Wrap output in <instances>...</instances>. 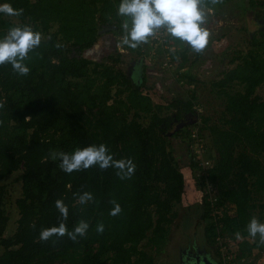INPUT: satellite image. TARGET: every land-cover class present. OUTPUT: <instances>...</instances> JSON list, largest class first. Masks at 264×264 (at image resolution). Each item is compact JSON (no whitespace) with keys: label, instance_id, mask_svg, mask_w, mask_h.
<instances>
[{"label":"trees","instance_id":"trees-1","mask_svg":"<svg viewBox=\"0 0 264 264\" xmlns=\"http://www.w3.org/2000/svg\"><path fill=\"white\" fill-rule=\"evenodd\" d=\"M225 1L205 0L203 7ZM2 3L23 9V14L0 13V38L15 26H30L47 37L29 52L27 76L13 72L10 64L0 65V101L5 103L0 109V264H154L153 252H160L166 243L177 215L174 205L185 191L184 174L169 140L184 139L187 131L170 136L166 132L174 116H195V93L186 100L161 95L154 102L146 74L139 70L141 61L132 75L117 66L121 54L115 44L100 61L85 56L104 33L122 34L128 18L117 14L120 0ZM249 5L264 7V0H249ZM164 38L167 41L168 36ZM249 42L243 56L237 55L240 61L221 71L214 84L223 103L219 116L212 123L203 116L198 131L203 140L202 130L208 131L210 143L204 140L202 154L210 161L207 180L219 190L216 202L204 198L201 215L214 220L208 221L205 237L217 249L222 245L217 241L220 235H249L254 196L264 193V98L256 93L264 84V27ZM178 54L173 64L185 68L187 48ZM164 108H173L174 113L161 115ZM99 144H105L116 160L134 161L131 179L121 180L116 169L98 166L68 174L60 169L59 158L49 156ZM193 156L189 168L197 172ZM18 170L22 172L17 177L21 181V194L15 200L17 224L5 236L9 216L1 181ZM85 191L94 199L81 205L77 197ZM57 199L68 206L64 223L69 231L80 220L89 224L86 235L76 242L67 236L47 242L38 238L42 228L61 222ZM111 200L121 206L117 216L109 215ZM228 208L234 213L228 214ZM220 211L228 213L221 217ZM98 223L104 225L100 234Z\"/></svg>","mask_w":264,"mask_h":264},{"label":"rangeland","instance_id":"rangeland-1","mask_svg":"<svg viewBox=\"0 0 264 264\" xmlns=\"http://www.w3.org/2000/svg\"><path fill=\"white\" fill-rule=\"evenodd\" d=\"M203 8L206 21L202 26L209 31L210 36L207 46L199 54L194 53L186 43L175 41L166 31L164 34L168 36L167 41L165 38L162 41L153 36L149 38L148 43L140 44L136 48H140V51H137L121 43L124 31L118 35L113 30L101 35L96 46L85 52V56L93 61H100L101 58L111 54L109 48L115 44L121 54L117 66L132 75H136L137 71L133 69L134 63L141 61V67L146 74L148 93L153 97L154 102H157L156 97L161 95L169 100L174 98L186 100L191 92L196 96L193 99V109L196 113L192 117L193 121L189 122L185 138L173 137L169 140L173 143V154L184 174L185 191L182 200L174 205L173 210L177 215L174 223L169 227L166 243L160 252H153L154 264H178L179 253L184 246L192 244L193 241L198 244L207 242L205 232L210 226V219L214 220L210 216L206 220L201 218L206 180L200 177V173L197 174L196 170L189 168V159L195 152L190 149L191 145L195 149V140L189 138L192 131L198 134L203 124V116L210 118L209 123L217 119L223 103L216 95L215 82L219 80L221 71L233 68L240 61L237 55L240 58L243 56L247 44H250V37L258 34L264 27V7L250 6L249 0H228L222 4ZM54 29L55 26L50 31ZM44 37L47 36L41 34V38ZM184 47L187 48L188 61L185 68H178L172 60L179 56L178 52L183 51ZM231 58L236 59L230 62ZM256 93L264 98V84L256 89ZM173 113V108H164L160 112L161 115ZM147 121L148 119H144L143 122ZM202 131L204 140L207 144L210 143L208 131L206 129ZM261 161L264 165V156L261 157ZM21 172L22 170H18L1 181L5 186L4 207L9 216L5 236L11 235L16 228L18 211L15 200L21 194V181L17 180V177ZM214 192L216 196L219 190L215 188ZM254 198L256 207L252 216L260 223H264V207H262L264 193L255 195ZM228 212L220 211L218 214L224 217L227 213L233 214L234 209H229ZM216 232L218 233L219 229ZM217 241L222 244L218 249L215 244H209L210 246L206 242L205 244L217 256L218 264H240V262L264 264V244L259 243V236L253 239L250 235L237 238L236 235L225 234L218 236ZM227 257L228 259L224 261Z\"/></svg>","mask_w":264,"mask_h":264},{"label":"clouds","instance_id":"clouds-1","mask_svg":"<svg viewBox=\"0 0 264 264\" xmlns=\"http://www.w3.org/2000/svg\"><path fill=\"white\" fill-rule=\"evenodd\" d=\"M220 0H211L212 4ZM205 0H120L117 14L127 17L122 24L124 35L121 43L133 49L140 44L149 42V38L160 30H165L168 35L186 43L194 53H201L209 42V31L202 25L206 21L204 8ZM0 13L8 16H20L23 9H14L8 3L0 4ZM130 21V23H129ZM41 34L34 32L30 26H15L8 30L3 38H0V65L10 64L13 72L27 76L30 68L25 61L29 58V52L39 47ZM57 47L60 45L57 44ZM5 103L0 101V109ZM52 160L59 158V167L65 173L86 170L98 166L101 170L116 169L115 175L121 179H131L135 173L136 165L131 158L114 159L105 144L89 145L76 148L71 154L63 151L50 152ZM92 193L85 191L78 195L77 200L81 205L93 201ZM110 203L113 207L109 215L117 216L122 211L121 206L115 200ZM55 207L61 214V222L58 226L42 228L39 232V240L49 241L52 237L67 236L73 242L78 237H84L89 228L88 222L80 220L71 231L64 221L68 217V206L61 199L55 201ZM35 227V225H32ZM98 234L104 231L103 223L96 227ZM249 235L255 239L259 236V243L264 244V223H260L253 217L248 225ZM239 233H236L239 238Z\"/></svg>","mask_w":264,"mask_h":264},{"label":"flooded vegetation","instance_id":"flooded-vegetation-1","mask_svg":"<svg viewBox=\"0 0 264 264\" xmlns=\"http://www.w3.org/2000/svg\"><path fill=\"white\" fill-rule=\"evenodd\" d=\"M133 69H136V67H133ZM139 70L141 71V67L139 68ZM141 75L142 73L139 74V77ZM192 117L193 114L190 113H187L185 115L182 114L179 118L174 116L166 133L170 136L174 133H180L183 130H186L189 126V122L193 121ZM205 242H202V244H198L196 241H193L192 244L186 245L184 246V248L183 246H181V249H183L179 253L180 257L178 258V264H205L204 262H202L203 256H208L207 252H211L209 247L207 246L209 244L206 242V245ZM211 254H213L211 262H213V264H218L217 256L214 254V252H211Z\"/></svg>","mask_w":264,"mask_h":264},{"label":"built area","instance_id":"built-area-1","mask_svg":"<svg viewBox=\"0 0 264 264\" xmlns=\"http://www.w3.org/2000/svg\"><path fill=\"white\" fill-rule=\"evenodd\" d=\"M165 30H160L156 33L155 37L157 39H160L163 41L164 39V34ZM190 140H195V149H193V146L191 145L190 149L194 150L195 152L192 153L193 159L196 160L197 164H198V169H197V174L200 173V177H203L206 182H205V190H204V196L208 201H211V203H214L217 201V197L214 196L215 192H214V186L212 184H210L207 180V169L209 168L210 165V161L208 159H206L204 157V155L202 154L203 151V147H204V140L203 138L201 139L200 136L198 134H195L194 131H192L191 135H190ZM217 211L215 210V213ZM214 211H212V214H215ZM228 259L225 258L224 261H226Z\"/></svg>","mask_w":264,"mask_h":264},{"label":"water","instance_id":"water-1","mask_svg":"<svg viewBox=\"0 0 264 264\" xmlns=\"http://www.w3.org/2000/svg\"><path fill=\"white\" fill-rule=\"evenodd\" d=\"M209 256V257H208ZM208 256H203V259H202V262H204L205 264H213V262H211L212 260H211V256L210 255H208Z\"/></svg>","mask_w":264,"mask_h":264},{"label":"crops","instance_id":"crops-1","mask_svg":"<svg viewBox=\"0 0 264 264\" xmlns=\"http://www.w3.org/2000/svg\"><path fill=\"white\" fill-rule=\"evenodd\" d=\"M137 63H138V62L134 63V66H136L135 64H137ZM141 68H142V67H141ZM207 254L210 255V256L213 255V254H211V252H209V253L207 252ZM208 257H209V256H208ZM211 257H212V256H211ZM240 264H241V262H240Z\"/></svg>","mask_w":264,"mask_h":264}]
</instances>
